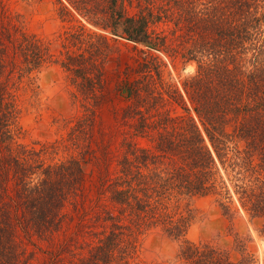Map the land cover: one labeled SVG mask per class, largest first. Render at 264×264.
Segmentation results:
<instances>
[{"label": "trees", "instance_id": "obj_1", "mask_svg": "<svg viewBox=\"0 0 264 264\" xmlns=\"http://www.w3.org/2000/svg\"><path fill=\"white\" fill-rule=\"evenodd\" d=\"M17 1H50L79 20L52 54L0 0V264H135L151 231L176 244L180 264H254L247 236L231 232L232 258L186 232L190 200L211 197L228 220H257L264 238V0ZM112 53L124 104L110 146L95 113ZM161 56L194 63L181 91L163 79ZM52 63L72 112L65 134L35 147L17 140L18 118Z\"/></svg>", "mask_w": 264, "mask_h": 264}, {"label": "rangeland", "instance_id": "obj_2", "mask_svg": "<svg viewBox=\"0 0 264 264\" xmlns=\"http://www.w3.org/2000/svg\"><path fill=\"white\" fill-rule=\"evenodd\" d=\"M9 8L19 11L24 16L26 30L41 37L47 42L49 51L57 54L60 49V41L65 37L67 31H73L78 23V17L75 15H65L60 18L57 13V5L50 1H45L29 7L17 0H4ZM119 51V71L124 66L128 51L123 47ZM112 53L104 70L105 86L107 92L104 102L96 109V135L100 136L102 141L108 145H115L119 135L114 131L116 122L114 115L123 106L124 101L118 93H114L115 74L114 68L117 65L114 62L115 55ZM114 57V58H113ZM164 62L162 76L169 83L174 84L181 91V81L193 74L194 63L185 60H175L170 62L167 58L161 56ZM117 67V70H118ZM120 76L121 73H119ZM118 77V74H117ZM37 100L32 105L26 104L24 111L18 118L20 133L17 140L25 144H34L51 141L56 137L65 134L64 122L71 115L70 100L68 91L71 88L67 84L61 69L57 64H49L36 74ZM176 110L180 108L176 106ZM61 134V135H60ZM141 144L145 140L140 139ZM65 154L59 152L57 157ZM84 169L88 171L89 165L83 164ZM97 170L86 177L84 193L85 198L90 196L89 188L91 180L95 179ZM88 205V201H84ZM190 207L193 208V221L186 232V238L191 241L207 240L229 250L232 258L238 255L232 249L231 232L249 237L246 247L254 255V264H263L264 261V238L259 236L255 228L258 227L257 220L249 221L244 214H237L231 220L225 218L218 206L211 197H194L190 200ZM73 225V223H72ZM230 229V231L228 230ZM176 244L157 231H151L141 239L139 249V262L135 264H180L175 258ZM133 264V263H131Z\"/></svg>", "mask_w": 264, "mask_h": 264}]
</instances>
